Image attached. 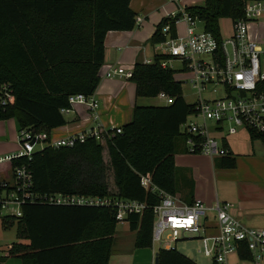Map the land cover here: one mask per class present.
I'll list each match as a JSON object with an SVG mask.
<instances>
[{"label": "trees", "instance_id": "obj_1", "mask_svg": "<svg viewBox=\"0 0 264 264\" xmlns=\"http://www.w3.org/2000/svg\"><path fill=\"white\" fill-rule=\"evenodd\" d=\"M186 10L204 29L221 37L220 21L238 19L244 14L243 0H205L204 5ZM173 17H165L151 36L153 44L165 39L162 28ZM138 13L130 0H0V85L13 91L10 103L0 109V120L16 118L19 129L50 132L65 125L61 112L69 108L71 95H93L100 83V68L105 61V39L110 30H133ZM156 53L153 62L138 61L130 79L136 83L138 97H157L166 92L174 102L166 105L136 104L130 122L111 128L105 144L93 136L73 147L45 146L27 163L33 175V190L38 194L65 193L122 198L146 203L142 214H130L127 221L136 231L135 246L151 247L153 207L160 196L156 186L170 194H180L192 202L194 181L175 163L178 150L187 151L186 137L180 131L195 107L183 96L182 82ZM253 139L264 136L251 133ZM108 160L104 158V149ZM218 168H234L236 157L230 153L216 157ZM110 176L116 191L111 192ZM151 181V188L142 178ZM112 205H58L29 202L22 216H2L3 225L16 226L19 241L13 242L8 257L22 264H111L114 235L120 222ZM159 264H199L177 248H159ZM239 255L251 259L242 248Z\"/></svg>", "mask_w": 264, "mask_h": 264}, {"label": "built area", "instance_id": "obj_2", "mask_svg": "<svg viewBox=\"0 0 264 264\" xmlns=\"http://www.w3.org/2000/svg\"><path fill=\"white\" fill-rule=\"evenodd\" d=\"M178 4V11L167 17H179L174 20L175 36L170 35L171 23L162 28L165 39L156 43L158 53L170 58L161 60L163 68L173 69L172 62L182 64L179 73L195 90L196 100L193 112L181 124L180 131L186 137L187 151L201 153L213 158L230 154L227 144L229 136L240 130L264 136V0H243L244 14L233 20L228 36H215L212 32L197 29L199 19L192 16L180 0H171ZM137 17V24L141 23ZM184 22L185 31L178 30ZM153 59L147 61L152 63ZM175 71V70H174ZM178 73V74H179ZM177 80L184 82L183 78ZM132 76V71L122 67H110L106 77ZM210 86H221L223 95L204 97ZM217 89V88H216ZM216 90H214V93ZM158 96L166 104L174 102V97L166 92ZM13 98L8 84L0 85V109L6 107ZM70 107L61 112L66 115L79 104L91 110L98 107L94 95H71ZM195 116L200 121H189ZM115 128V127H114ZM121 132V127H116ZM108 129L99 126L87 132H80L62 138H53L47 132L33 129H19V149L15 153L0 156V217L22 216V206L29 202H46L58 205H112L117 209V219L127 221L130 214H142L146 203L116 194L99 197L93 195L50 193L38 194L33 190V175L28 164L15 163L26 157L32 158L37 146L73 147L86 141L89 136L105 144ZM261 141L263 139H259ZM41 148V149H42ZM142 184L151 188V181L142 178ZM160 201L153 207L154 223L152 245L160 248H176L180 240H198L199 253L210 258L214 264H232L229 255L239 253L246 248L251 253L253 264H264V229L243 225L230 212L231 204L217 200L209 206L203 200L195 198L192 202L182 199L180 194H170L158 187ZM1 255V254H0Z\"/></svg>", "mask_w": 264, "mask_h": 264}, {"label": "crops", "instance_id": "obj_3", "mask_svg": "<svg viewBox=\"0 0 264 264\" xmlns=\"http://www.w3.org/2000/svg\"><path fill=\"white\" fill-rule=\"evenodd\" d=\"M180 1L186 7L205 3V0ZM130 6L142 20L133 30H110L106 34L101 80L93 94L98 100V107L91 110L84 104L77 105L65 115L67 123L50 132L53 138L87 132L99 126L109 130L131 121L134 106L144 97L136 95V83L130 78L124 75L106 77L105 72L112 66L133 71L138 61L153 59L158 50L156 44L151 42V36L163 18L178 11V4L171 0H130ZM178 30L182 33L185 31L184 22L178 25ZM18 132L17 120L16 123H13V118L0 120V156L18 151ZM257 141L261 140L253 139L246 130L228 137L230 153L236 157L234 168H218L215 166L216 158L183 150L175 154V163L182 173L192 177L194 199H201L209 206L218 199L229 202L231 214L243 225L264 229V143L261 141V145H258ZM124 222L127 223H124L122 232L131 236L128 261L118 262L121 261L119 256L113 260V249L120 232L117 225L110 263L157 264L155 259L160 247L137 248L134 244L136 231L130 229L128 221ZM228 259L232 264H253L251 260L241 258L239 253H232ZM193 261L198 263V260ZM2 264H22V261L8 257Z\"/></svg>", "mask_w": 264, "mask_h": 264}, {"label": "rangeland", "instance_id": "obj_4", "mask_svg": "<svg viewBox=\"0 0 264 264\" xmlns=\"http://www.w3.org/2000/svg\"><path fill=\"white\" fill-rule=\"evenodd\" d=\"M232 22L233 19L231 18H224L220 21V29L223 36H228L231 28H232ZM204 27L203 22L198 21L197 22V29L202 30ZM173 70H175V73L178 74L179 70L182 69V64L180 61L175 60L172 62ZM187 74L179 73L177 77L183 78V96L185 97L186 101L193 103L197 96L195 95V90L193 89L192 85L185 80L187 77ZM217 88V89H216ZM214 90L216 92L214 93ZM223 95V88L221 86H210L209 90L203 93L204 97L210 98V97H219ZM139 105L148 106V105H166V102L164 99H161L159 96L157 97H144L140 98ZM189 121H197L199 122L200 119L196 118L195 116H189ZM13 123H16V118H13ZM261 141H257L258 145H261ZM42 147L40 145L37 146V150L41 149ZM104 158L108 160V153L106 148L104 149ZM110 188L111 192L115 193L116 188L114 184L113 177L110 176ZM124 223L127 222H119L118 227L120 229L119 236L117 239V242L115 243L114 247V254H113V260L116 258V256L120 257L121 261L118 262H127V254L128 250L131 247V236H128L124 234L122 231L124 230ZM16 226H6L3 225V220L0 217V254L1 255H7L8 253V247L13 242L19 241L16 236ZM201 242L198 240H180L178 241L176 248L181 251V253L187 255L188 257L192 258L193 260H198L199 264H212V260L205 257L202 253H199V249L201 248ZM156 247H158V244H155ZM112 264V263H111Z\"/></svg>", "mask_w": 264, "mask_h": 264}, {"label": "water", "instance_id": "obj_5", "mask_svg": "<svg viewBox=\"0 0 264 264\" xmlns=\"http://www.w3.org/2000/svg\"><path fill=\"white\" fill-rule=\"evenodd\" d=\"M155 262H156L157 264H159V255H158V253L156 254Z\"/></svg>", "mask_w": 264, "mask_h": 264}]
</instances>
